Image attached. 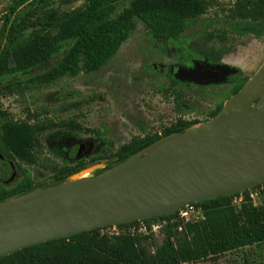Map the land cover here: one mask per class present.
I'll use <instances>...</instances> for the list:
<instances>
[{"label": "trees", "instance_id": "trees-1", "mask_svg": "<svg viewBox=\"0 0 264 264\" xmlns=\"http://www.w3.org/2000/svg\"><path fill=\"white\" fill-rule=\"evenodd\" d=\"M120 0H13L0 27V100L4 91H10L20 79L64 53L62 58L45 72L34 78L48 84L80 73L102 70L119 52L135 29V20L141 21L157 40L176 41L182 37L193 21L203 16L210 7L206 0H131L130 7L117 14ZM83 2L84 6L60 13L51 9L37 18V13L56 3L70 6ZM229 29L221 34L237 36H264V0H238L227 18ZM226 47H214V54L226 53ZM211 67L218 62H209ZM208 68H204L207 70ZM240 74V72H239ZM171 87H194L192 83L169 79ZM232 84L228 99L237 94L248 80L229 76ZM216 86V85H215ZM179 96V109L183 108ZM227 99V100H228ZM223 104L209 118L214 119ZM6 117L1 111L0 119ZM199 125L196 121L179 120L161 134L147 135L123 147L115 155V163L108 169L97 170L94 177L125 163L141 151L173 134L184 133ZM45 127L28 123H7L0 130V169L3 177L21 165H32L34 150ZM98 154V153H97ZM96 156H99L96 155ZM3 160V161H2ZM99 160V158L97 159ZM56 172L50 183L34 184L31 174L23 171L24 178L12 188L0 182V203L48 187L67 183L87 170L85 160L75 162ZM15 175L11 181L14 180ZM248 199V192L243 193ZM240 196V195H237ZM219 198L200 204L206 210V221L189 224L182 234L178 213L172 216L143 221H166L165 238L153 257H148L128 232L117 236L99 235L110 228L97 229L62 240H54L18 251L0 259V264H193L225 253L264 243V204L254 207L250 202L238 211L231 206L234 197ZM249 200V199H248ZM250 201V200H249ZM139 223L120 225L116 228L131 229ZM145 238V237H144Z\"/></svg>", "mask_w": 264, "mask_h": 264}, {"label": "rangeland", "instance_id": "rangeland-1", "mask_svg": "<svg viewBox=\"0 0 264 264\" xmlns=\"http://www.w3.org/2000/svg\"><path fill=\"white\" fill-rule=\"evenodd\" d=\"M206 1L210 3L207 12L195 19L176 41L155 39L141 21L135 20L130 38L99 72H82L76 77H65L48 84L35 82L36 76L59 62L62 53L20 79L5 81H17L18 84H11L14 85L11 90L2 94L0 107L6 117L0 119V130L7 123H28L45 127V130L33 153L35 162L32 165L23 163L21 169H13L6 177L2 170H7L0 169L1 184L14 187L24 178L23 171L31 174L34 184L50 183L65 164L77 160L78 147L86 143H91L92 149L89 151L86 145L79 156L88 168L75 179L92 178L97 170L108 169L115 163L114 155L119 150L139 138L159 135L179 120L199 123L193 129L213 121L209 116L220 105L224 107L231 96L232 84L227 78L232 76L249 81L264 64V36L257 39L252 35L228 34L221 39L222 32L230 30L227 18L238 0ZM12 2L0 0V27ZM130 4L131 0H120L117 14L128 9ZM83 6V2L70 6L56 3L41 9L37 18L51 9L67 13ZM222 46L226 47V53L210 51ZM210 61H220L221 65L211 67ZM204 68L223 70L225 78L219 84L171 87L170 78L180 81L179 70L201 71ZM179 96L183 108L190 114H183L179 109ZM247 202L261 208L264 192L254 200L255 204L246 198L240 204L232 199L231 206L238 211ZM196 210L190 220L178 217L182 234L175 241L176 245L184 238L187 225L206 221V209L199 207ZM127 232L139 240L138 247L148 257L154 256L165 238L163 230L144 235L116 227L101 231L99 235L117 236ZM193 264H264V243Z\"/></svg>", "mask_w": 264, "mask_h": 264}, {"label": "water", "instance_id": "water-1", "mask_svg": "<svg viewBox=\"0 0 264 264\" xmlns=\"http://www.w3.org/2000/svg\"><path fill=\"white\" fill-rule=\"evenodd\" d=\"M224 75L218 68L179 70L178 79L219 84ZM212 120L163 138L98 176L74 177L1 202L0 259L264 185V64ZM85 147L79 146L78 158Z\"/></svg>", "mask_w": 264, "mask_h": 264}, {"label": "built area", "instance_id": "built-area-1", "mask_svg": "<svg viewBox=\"0 0 264 264\" xmlns=\"http://www.w3.org/2000/svg\"><path fill=\"white\" fill-rule=\"evenodd\" d=\"M248 192V199L253 201L255 204L254 200L258 199L259 196L261 195L262 192H264V185H261L259 187H256L254 189H251ZM240 196L234 197L236 203L240 204L246 197L242 194H239ZM197 208L194 205H189L180 212H178V216L181 220H190L195 214ZM139 225L132 227L130 231L134 234H153L158 231H162L164 227H166L167 222L166 221H158V222H153L149 225L143 223V222H138ZM113 228V227H112ZM115 228V227H114Z\"/></svg>", "mask_w": 264, "mask_h": 264}, {"label": "flooded vegetation", "instance_id": "flooded-vegetation-1", "mask_svg": "<svg viewBox=\"0 0 264 264\" xmlns=\"http://www.w3.org/2000/svg\"><path fill=\"white\" fill-rule=\"evenodd\" d=\"M86 145H87V147H88V149H89V151L92 149V144L91 143H86ZM78 151H79V147H78ZM3 161V160H2Z\"/></svg>", "mask_w": 264, "mask_h": 264}, {"label": "bare ground", "instance_id": "bare-ground-1", "mask_svg": "<svg viewBox=\"0 0 264 264\" xmlns=\"http://www.w3.org/2000/svg\"><path fill=\"white\" fill-rule=\"evenodd\" d=\"M256 110L260 109V108H255Z\"/></svg>", "mask_w": 264, "mask_h": 264}]
</instances>
